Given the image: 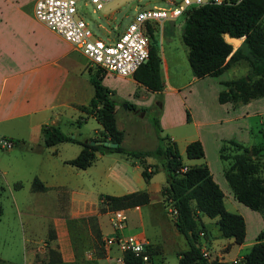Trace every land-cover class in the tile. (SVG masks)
Instances as JSON below:
<instances>
[{
  "label": "crops",
  "instance_id": "1",
  "mask_svg": "<svg viewBox=\"0 0 264 264\" xmlns=\"http://www.w3.org/2000/svg\"><path fill=\"white\" fill-rule=\"evenodd\" d=\"M35 1L31 0L26 5L24 1L19 0H0V138H8L14 143L7 153V157L0 158V175L7 174L9 169H17V161L20 158L33 155L30 158L33 161L32 168H30L33 174L30 189L36 197L35 200L38 199L40 203L39 212L41 213L34 209V211H25V215L30 218L39 214L46 220L42 227V235L47 234L49 223L52 222L56 235L54 247L60 252L62 260L65 263L76 261L73 248L62 238L65 221L75 216L97 213L101 195L110 194L104 193L103 188L106 182L109 187L116 190L111 195H122L137 190H146L149 193V204L126 209V211L137 214L140 220L143 215V207L150 208V213H153L152 216H154L153 206L160 205L163 200L161 188L165 184V174L161 169H158L149 181H145L141 174L142 167L139 160L118 152L97 153L94 162L89 167L78 169L66 161L78 155L82 148L80 144L60 142L52 146L44 145L42 135L44 125L61 128L63 124H77L80 127L82 123H86L88 118H91L96 121L97 125L93 127V133L84 137L83 140L98 136L102 126L92 113L84 110L89 106L94 95L92 83L94 77H100L101 83L112 91L111 97L115 100L116 124L123 131L122 146L124 148L152 150L157 146L158 139L156 136V142L152 149H139L136 145L138 142L137 133L131 130L126 131L116 118L118 105L115 96L126 100L128 106H131L130 108L135 113H140L141 117L146 116L148 111L153 115L156 114L162 134L176 142L181 158L184 152L186 155V146L189 142L200 140L204 148V157L200 159L187 158V161L182 158V161L189 166L202 163L208 165L213 179L224 193V204L228 209L225 202L226 193L223 189V186L226 187V183L228 185L224 176L226 165L221 160L223 165L218 168L217 173L213 170L206 158V139L202 128L217 125L218 121L220 123L223 117L222 112L225 111L226 123L229 124L226 131L231 134L222 135L215 130L212 132L213 144L220 153L223 142L234 137L237 142L251 146L248 144L252 132V127L248 123L250 118L257 117V124H264V96L242 104L218 101L219 92L227 89L222 82L231 80L219 77L230 68L236 67L237 64L230 66L218 76L196 78L192 70L190 75L187 70V77H181L182 71L179 70L178 65H172L159 51L161 57L160 75L164 89L159 93L151 92L139 84L133 75L121 77L106 73L93 65L74 45L34 16ZM173 25L164 24L160 38L171 42L176 34L173 33L175 32ZM183 25H181L180 31L177 30L181 40ZM242 40L243 38H240V44ZM211 77L214 79L211 80ZM201 81L208 83V93L213 96L212 105L215 108L213 112L206 103L203 106H198V109L195 106L196 100L199 99L198 93L201 92L198 86L196 88V83H202ZM116 82L128 84L135 88V91H125L115 84ZM136 92L139 93L137 97L142 98L138 102L133 98L136 96ZM191 96L194 97L191 98ZM192 100L193 103H191ZM186 110L189 113V119H187ZM214 117L215 119H213ZM150 124L152 125V123ZM71 133L72 137H78L77 134ZM146 162L156 164V160L152 157L146 158ZM157 176L161 178L155 182L154 179ZM34 177L42 182L46 190L34 191L32 189ZM15 187H20V184H16ZM228 193L231 206L236 208L238 206L236 203L239 201L234 197L231 188ZM11 195L16 205L17 198H20L18 189L11 191ZM59 204L70 205L68 212H58ZM51 210L53 213L50 212ZM107 215V225L111 229L109 213ZM204 216L206 215L198 213L199 228L206 227L207 223H213L218 229L216 217L206 220ZM256 217H253L257 221L255 237L264 228V220L261 217ZM245 224V238H247L246 220ZM218 232L221 235L219 229ZM124 233L130 234L129 220ZM140 233L147 242L154 245L158 243L144 233ZM38 238V232L29 224L27 230L22 231L20 243L17 246L22 251V259L17 261L0 253V262L3 264H34ZM224 238L228 240L227 244L230 249V245L234 244L233 238ZM254 242L249 243L253 245ZM227 244L221 246L224 247ZM245 244L243 242L241 245H235L241 248ZM113 249L115 255L120 254L116 247ZM237 261L238 259H233L232 264Z\"/></svg>",
  "mask_w": 264,
  "mask_h": 264
},
{
  "label": "trees",
  "instance_id": "2",
  "mask_svg": "<svg viewBox=\"0 0 264 264\" xmlns=\"http://www.w3.org/2000/svg\"><path fill=\"white\" fill-rule=\"evenodd\" d=\"M182 30V42L188 49L187 59L196 78L218 76L235 63L245 60L250 67L247 76L223 81L227 87L218 94L220 103H247L264 96V0H240L231 4L205 3L188 8L185 12ZM151 39L155 38L153 29L148 28ZM243 38L238 47L225 39V35ZM240 41L238 40L237 43ZM161 57L156 44L150 43L149 56L134 73L133 78L148 91L161 92L164 83L160 75ZM94 95L89 106L84 108L92 113L102 126L98 136L89 140H109L118 146L90 144L89 140L72 137L58 126L42 127L43 143L52 146L60 142L77 143L82 146L76 157L66 163L85 169L95 160L96 154L118 152L139 160L142 177L145 181L158 171L165 173V184L161 188L163 202H170L176 210L174 224L185 236L188 248L178 254L177 264H232L218 258L203 256L199 243L198 213L209 218H217L220 234L233 238V243L241 245L246 236L245 219L241 214L231 212L224 204V193L213 179L207 164L186 165L183 163L176 142L162 134L157 115L151 118L158 144L152 150H133L122 146L123 131L117 127L115 119V100L112 91L101 83L100 77L92 78ZM131 107V106H129ZM187 119L189 113L187 112ZM237 148L234 154H224L225 144ZM264 152L263 140L257 145L247 146L235 140H225L220 148V159L227 162L224 176L234 197L252 210L264 214V163L259 157ZM152 157L156 164H148L146 158ZM188 159L204 157V148L200 140H193L186 146ZM187 166L186 171L181 168ZM155 167V168H153ZM34 191L46 190L42 182L34 177ZM102 210L129 209L150 203L146 190H137L122 195L103 194L100 197ZM49 236L54 237V233ZM101 234L99 233V237ZM227 251L229 245H227ZM151 250H148V252ZM52 264L62 263L59 251L49 250ZM150 254V252H149ZM151 255V254H150ZM244 264H264V228L255 237L248 253L241 259ZM123 264H148L127 250L123 253Z\"/></svg>",
  "mask_w": 264,
  "mask_h": 264
},
{
  "label": "rangeland",
  "instance_id": "3",
  "mask_svg": "<svg viewBox=\"0 0 264 264\" xmlns=\"http://www.w3.org/2000/svg\"><path fill=\"white\" fill-rule=\"evenodd\" d=\"M24 1V4L28 5L31 0H19ZM182 0H111L104 4L103 8L100 10H95L94 5L91 3L81 0L77 2V8L79 15L88 23L89 27L96 36L101 37L106 40L107 37L115 38L117 34L125 31L127 26L134 20L135 15L138 11L156 7L173 8L174 4L180 3ZM185 14L179 16L175 19H165L160 24H155L153 26L155 40H157V48L162 52L163 57H166L168 61L173 65L177 64L179 70L182 71L181 77H187L186 72L188 70L189 75L191 74V68L187 59L188 49L180 38V33L177 34V30H181L182 24H184ZM264 24V18L262 19ZM164 24H174L175 35L171 42H166L160 38L163 32ZM152 39L150 40V43ZM240 44L233 45L235 48ZM236 67L228 68L223 75L219 78L223 79H235L241 76H247L250 73V67L248 62L241 60L237 63ZM214 77H211V80ZM196 83L201 89L199 91V99L196 100L195 106H203L204 103L207 104L212 112L215 108L212 105L213 96L208 93V83L203 82ZM122 89L129 90L131 92L135 91V88L128 84L122 82H116ZM204 87L206 90L204 91ZM136 96L133 97L134 101L138 102L141 100L137 97L138 92L135 93ZM194 96H191L193 98ZM117 101V112L116 118L121 127L126 131H134L137 133V147L139 149H152L156 142V134L153 126L150 124L153 114L148 111L146 116L141 117L140 113H135L132 108L128 106L126 100L122 97L115 96ZM216 101V99H215ZM217 102V101H216ZM193 103V100L191 101ZM190 103V104H191ZM187 114V110H186ZM156 115V114H155ZM221 122H217V125H209L202 128V133L205 135L206 139V158L210 162L215 173H217L218 168L223 165L219 157V149L213 144L212 132L221 133L222 135H230L231 132L226 131L229 124L226 123V113L222 112ZM75 119V118H74ZM215 119V117L213 118ZM248 123L252 127V132L249 137L248 144L257 145L263 140L264 124H257V117L250 118ZM233 124H235L233 122ZM97 125L94 119L88 118L86 123H82L80 127L77 124H63L61 130L69 134L71 132L77 134L78 138L83 139L84 137L93 133V127ZM123 125V126H122ZM72 136V133L70 134ZM232 138L231 140H235ZM236 141V140H235ZM14 149V147H13ZM11 149H3L0 147V158H6L7 153ZM237 148L228 143L225 144L224 154H234ZM27 156V155H26ZM33 155H28L26 157L20 158L17 161V169H9L7 174L0 175V253L8 255L17 261L22 259V251L17 248L20 243V236L23 230H27L29 224L36 229L38 232V247L34 255V264H43L44 262H52V254L49 250L58 251L54 247V237H50V233H54V227L52 222L49 223L47 234L42 235V227L46 223V220L42 218L39 214L33 215L30 218L25 215V211H35L38 213L40 211V203L35 200V195L30 189L31 179L33 177L32 168L33 161L30 159ZM182 158L187 161L185 155ZM260 163H264V152L259 157ZM228 163L225 162V165ZM163 171V170H162ZM165 174V173H164ZM164 176V175H163ZM160 176H157L154 181L160 180ZM16 184H20V187H15ZM226 193V206L227 210L241 214L248 226L247 238H245V245L239 248L235 244L230 245V249L227 251V239L219 235L217 227L213 223H207L206 227H200V230L205 233V236H200V244L202 248L205 247L209 254V258L225 259L232 263L233 259H238L234 264H243L241 259L246 253L249 252L251 245L250 243L255 241V230L257 228V221L254 219L256 216L261 217L264 220V214L259 211H255L247 207L246 205L237 202L236 208L231 206L228 196L230 187L226 183V187L223 186ZM18 189V194L20 198H17V204L15 205L11 191ZM104 193H114L116 190L113 187H109L108 183L104 184ZM64 195V194H63ZM63 200V198H62ZM64 201V200H63ZM103 204L100 201L97 213L91 215H79L73 218L67 219L62 230V238L71 246L74 250L76 256V261L72 263H62L57 264H121L117 260V255H115L113 248H108L105 245L104 238L108 236L111 230L107 225V214L111 210H102ZM70 205L59 204L57 206L58 212H68ZM170 202L164 203L163 200L160 205H154V216L150 213V208L143 207V215L141 220L138 219L137 214L132 213V211H127L129 220V232L139 233L142 232L144 235L150 237L153 241L158 242L156 245L148 242V250L150 252V263L149 264H177L178 254L183 250L188 248L185 236L181 234L174 224V218L170 211ZM53 213V210L50 211ZM67 215V213H65ZM206 220L209 217L204 216ZM254 217V218H253ZM257 218V217H256ZM212 219V218H211ZM103 227V228H102ZM99 233L101 236L99 237ZM28 235V234H27ZM250 242V243H249ZM227 244L226 246H221ZM119 252V251H118ZM148 252V253H149ZM227 252V253H226ZM61 255V254H60ZM21 263V262H20ZM0 264H3L0 262Z\"/></svg>",
  "mask_w": 264,
  "mask_h": 264
},
{
  "label": "built area",
  "instance_id": "4",
  "mask_svg": "<svg viewBox=\"0 0 264 264\" xmlns=\"http://www.w3.org/2000/svg\"><path fill=\"white\" fill-rule=\"evenodd\" d=\"M81 0H36L34 4V16L45 23L51 30L61 35L65 40L80 50L89 61L106 73L126 77L133 73L146 62L149 56L151 36L148 28L162 23L165 19H175L193 6L205 3L231 4L240 0H182L174 4L173 8L152 7L137 12L134 20L130 22L124 32L117 34L115 38L107 37L106 40L96 36L88 23L79 15L77 2ZM94 5L95 10L103 8L104 4L111 0H83ZM154 32V30H153ZM14 143L8 138H0V147L10 149ZM187 166L181 168L186 171ZM172 216L176 210L170 208ZM128 215L126 209H117L109 212V224L111 233L104 238L106 247H116L120 252L117 260L123 264V253L131 251L145 263H150L148 242L139 233L125 234ZM201 237L205 236L203 231ZM200 237V236H199ZM200 240V238H199ZM200 243V242H199ZM202 248V245H201ZM202 254L209 258L205 247ZM43 264H52L47 261Z\"/></svg>",
  "mask_w": 264,
  "mask_h": 264
},
{
  "label": "water",
  "instance_id": "5",
  "mask_svg": "<svg viewBox=\"0 0 264 264\" xmlns=\"http://www.w3.org/2000/svg\"><path fill=\"white\" fill-rule=\"evenodd\" d=\"M225 39H226L228 42L232 43L233 45H235V44H240V42L237 43L238 40L240 41V38L230 36L229 34H226V35H225ZM151 43H152V44H157V40L152 39V42H151ZM86 141H87V140H86ZM89 143L92 144V145H93V144H103V145H105V146H110V147H116V146H118V143H117V142H111V141H109V140H89ZM176 228L178 229L177 226H176Z\"/></svg>",
  "mask_w": 264,
  "mask_h": 264
}]
</instances>
